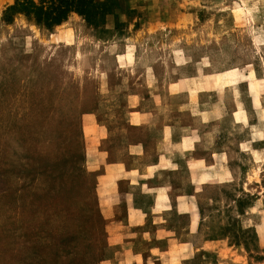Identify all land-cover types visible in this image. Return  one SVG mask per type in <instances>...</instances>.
<instances>
[{
  "label": "rangeland",
  "instance_id": "374dc122",
  "mask_svg": "<svg viewBox=\"0 0 264 264\" xmlns=\"http://www.w3.org/2000/svg\"><path fill=\"white\" fill-rule=\"evenodd\" d=\"M15 1L0 264H264V0H123V29L52 31L6 24Z\"/></svg>",
  "mask_w": 264,
  "mask_h": 264
},
{
  "label": "trees",
  "instance_id": "16d2710c",
  "mask_svg": "<svg viewBox=\"0 0 264 264\" xmlns=\"http://www.w3.org/2000/svg\"><path fill=\"white\" fill-rule=\"evenodd\" d=\"M123 0H16L4 14L3 21L12 24L17 16H24L28 22L40 29L52 31L67 22L72 14L81 17L91 28L107 24L110 17L115 18L116 29L127 27L137 12L123 10ZM120 14L127 16V23L120 21ZM241 206V204H240Z\"/></svg>",
  "mask_w": 264,
  "mask_h": 264
}]
</instances>
